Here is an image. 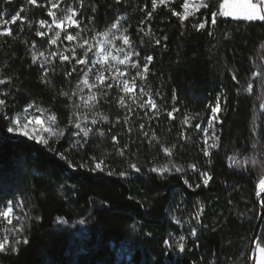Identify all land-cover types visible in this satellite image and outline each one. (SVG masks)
Segmentation results:
<instances>
[{
	"label": "trees",
	"instance_id": "obj_1",
	"mask_svg": "<svg viewBox=\"0 0 264 264\" xmlns=\"http://www.w3.org/2000/svg\"><path fill=\"white\" fill-rule=\"evenodd\" d=\"M222 2L206 0L207 9L181 24L170 9L182 11L183 0H170L148 19L151 0H121L120 4L116 0H59L57 14L75 8L84 35L110 32L111 25L119 22L140 52L141 66L146 55H153L147 78L137 77V90L143 87L152 94L159 115L149 111L145 116L146 110L127 100L122 107L115 86L96 88L92 93L85 87L81 92L78 85L87 68L51 57L49 36L35 35L40 19L51 22L44 7L49 0H37L39 6L28 0L11 4L0 0V11H6L7 18L21 7L26 17L23 31L18 21L12 25L13 37L0 38V79L6 80L0 85L6 109L0 111L15 118L25 109L39 108L36 111L45 122L51 123L48 117L54 114L53 127L65 131L58 142L50 140L55 149L50 152L26 138L7 134L8 121L0 119V208L12 199L14 214L23 219H13L7 230L24 225L22 233L14 234L0 224V240L4 232L10 237L6 251L0 252V264H249L250 243L260 215L256 191L264 177V108L260 107L264 103V22L218 17L212 26L211 11L218 10ZM205 16L208 27L196 31L192 25ZM67 31L75 34L77 29ZM82 54L77 48V55ZM41 64L49 68L46 77ZM66 72H72L71 76ZM248 83L253 84L251 91ZM218 93L222 104L218 119L223 121L216 125L219 146L205 157L202 133L195 124L206 125ZM91 94L97 102L87 104ZM174 107L180 110L174 113L175 119H169L167 112ZM96 113L107 116L108 122L89 123L93 131L87 144L79 148L68 137L69 131H76L69 121L77 115L81 119L86 115L90 121ZM165 147L171 156L164 153ZM56 153H63L77 166L94 156L103 159L108 169L104 173L73 172ZM233 156L242 163H235ZM133 163L140 167L139 173L131 168ZM172 163L185 173L162 177L149 171ZM121 171L126 173L124 178L119 176ZM202 171L213 176L209 187L189 189L184 180L194 188ZM201 207L198 224L193 217ZM57 217L65 222H58ZM187 217L193 218L197 228L195 239L190 236ZM180 235L186 237L185 251L168 250L164 240L175 243ZM19 236L28 237L29 243L16 245L18 251L13 252L14 239ZM260 237H264V221Z\"/></svg>",
	"mask_w": 264,
	"mask_h": 264
},
{
	"label": "snow or ice",
	"instance_id": "obj_2",
	"mask_svg": "<svg viewBox=\"0 0 264 264\" xmlns=\"http://www.w3.org/2000/svg\"><path fill=\"white\" fill-rule=\"evenodd\" d=\"M13 0H2L4 4H11ZM121 0H116L117 4H120ZM28 3L31 5H36L37 0H28ZM170 3V0H151V8L152 11H148L146 13V19L151 18L153 12L159 6L167 7ZM50 5V6H49ZM47 8L46 15L47 17L51 18V23H49L45 19L39 20V29L47 28L48 32L54 31V36H52L49 40L51 45H57L58 41L61 38V33H64L63 40L69 42L72 47L65 46L63 51H53L51 52V57L53 59L57 58L60 60L61 63L75 61L76 65H81L87 68V71H84L83 78L78 85L80 91H83V88H87L89 93H92L93 89L100 88V89H111L113 87V83L116 84L117 87L120 88V91L127 95L130 93H135L136 91V78L139 77L141 80H145L147 78V74L149 72V66L152 64L154 57L153 55H146L143 58V65L141 67V62L139 59L132 60V57L135 56L137 58L140 57V52L136 51L133 48L131 37L127 34V29L124 28L123 30L120 29L119 22L113 23L111 25V30H116L112 33L111 37H109V33H97L94 36L88 37L84 35V29L81 28V21L76 19L79 15V12L72 7H68L63 11L66 13L65 15L58 17L57 16V9L59 7V0H49V4L44 5ZM209 5L204 2V0H200L199 3L196 0H183L182 4V11H176L175 9H170L171 14L177 17L181 24L189 19V17L196 16L197 13H200L202 8L207 9ZM95 12V8L92 9ZM23 12V7H21L18 11L10 16V19L7 18L8 13L6 11H0V38H8L13 37L14 33L12 31V25L16 24L18 21L20 22L21 28L20 31H23V24L26 20V17L21 15ZM218 17H231L234 20H243L246 22H264V0H223L220 3L218 10L211 11V25L215 26L217 24ZM141 24L144 23V20L140 22ZM209 21L208 17L205 16L204 19L194 23L192 27L196 31H200L206 29L208 27ZM75 28L77 29L76 33L73 34L68 29ZM37 30L35 35L38 37H44L47 33L43 30ZM139 31L143 32V28L139 29ZM119 33V34H117ZM209 35H212L209 32ZM99 36L105 37L104 41H100L98 38ZM120 40L122 42V47H117L113 41ZM164 40H167V37H164ZM108 43L112 46V49L115 53L119 54L121 52L124 53L122 59H118V55H113L112 51H105L101 49L100 53L94 54L93 57L90 59L89 54L93 53V49L101 43ZM161 41L159 39L155 40V44L159 45ZM33 48H35V41L32 42ZM77 48L83 50L82 55H77ZM68 53V54H66ZM43 55V53H41ZM116 61L121 65H128L130 64L131 68L136 70L135 76L131 77V79L124 78L127 76V69L125 71H120L119 68L116 69L114 73L110 72V79L113 83H107L109 79L108 76H105L104 70H98L95 74V82L90 83L89 81V73L97 64L109 65L111 66L112 62ZM36 62L35 56L33 57V63ZM51 63V61H48ZM43 68L45 77L49 72V68ZM83 70V69H82ZM76 71L75 67L72 69V72ZM72 72H66V76H71ZM233 80H236V76H232ZM46 82V81H45ZM6 83L5 79H0V85H4ZM253 88L252 83H248L247 90L251 91ZM140 93L142 96H147V99L143 100L142 103L139 104V107L142 110H146L144 112L145 116L148 115L149 111H152L154 115H159L157 110V103L153 99L152 94L150 92H145L144 88H140ZM63 95L68 96V93H63ZM75 95V92H73ZM125 95H121L119 98V104L124 107L125 105ZM106 96V93H105ZM81 100L84 99L83 96L80 97ZM176 96L175 93L173 94V101H175ZM135 102V97H133ZM93 102H97V96L95 94H91L88 96L86 101L87 104H92ZM224 102L226 103V97ZM31 107V106H29ZM261 108H264V103L260 104ZM0 109H6V101L5 99L0 98ZM37 111H41L39 108L36 109ZM179 108H172L171 111L167 112V116L169 119H175L174 113L178 112ZM222 111V104H221V95L218 93L216 98V103L214 107L210 109V115L207 118L206 125L202 126L201 123L195 124V129L202 133V140H203V148L201 149L203 155L205 157H210L212 154V149H215L219 146L220 136L217 135L216 132V125L222 124L223 121L218 119L219 114ZM25 115L23 117L17 116L15 118L8 116L6 111H0V119H7L8 126L6 127V133L12 134L13 137H21L26 138L27 140L33 141L44 148H46L50 152H55V149L50 144V140L53 142H58L60 138L65 137L64 130H57L53 127L56 122V116L50 115L48 117L49 123L46 126L45 120L40 115H28V109L24 110ZM151 119V117H149ZM107 123L108 117L107 116H100L99 113L93 115L91 120L89 121L88 117L85 115L83 119L79 115L76 116L74 120H70L69 123L73 125L76 131H69L68 137L70 141L74 139L75 144L79 148H83L85 144L88 142L89 134L93 131L92 127L98 123ZM117 123H119V118H117ZM125 123H127V117L125 118ZM184 123L187 124L188 120L185 118ZM191 126V125H189ZM141 129H144V124L140 125ZM211 130V132H210ZM131 131V129H129ZM99 134L101 136L104 135L103 130H99ZM145 136L148 135L147 132L144 133ZM112 140L115 142L117 140L116 136H112ZM212 141L209 143V141ZM164 153L168 156L172 155V152L169 148L165 147L163 149ZM59 157V160L65 162L67 169L75 171L85 170L90 173H104L108 169V165L105 164L103 159H97L96 157H90L89 160H83L82 162L75 164L71 159H68L63 153H56ZM120 155H124L123 150H120ZM235 163L239 164L242 163L237 157L233 156L231 158ZM193 171H197V166L192 164L190 166ZM131 168L136 172L139 173L141 171L140 167H138L135 163L131 164ZM152 173H157L160 176L173 175V174H184L185 169L181 166L172 163L170 166L165 165L163 167L157 168L152 167L150 170ZM107 175H113L112 171H107ZM121 178L126 176V173L121 171L119 173ZM213 180V176L208 171L200 172V182L193 185L188 183L185 179L184 184L187 185L189 189H200L201 187L207 189L209 187L210 182ZM256 195L260 197V202H258L257 206L260 208H264V178L259 180ZM22 201L17 204V206L22 205ZM231 203V201H229ZM203 213V208L201 207L200 210L195 214L193 217L197 223H200V216ZM0 218H3L7 222L8 225L13 224V219L22 221V217L16 216L14 214V206L13 200L7 199L6 206L0 208ZM37 220L40 217H36ZM261 220H264V214L260 216ZM56 220L58 222H65L62 217H57ZM84 223V221H81ZM177 224H180L179 220H176ZM204 228H207V225H203ZM6 231H12L15 233H22L24 231L23 223L17 225L13 229H8ZM190 236L192 238L197 237V228L192 227L190 231ZM185 241L186 237L184 235H180L178 241L175 243L170 242L168 239L164 240V245L167 246L168 250H178L179 253H183L185 251ZM9 237L8 235H4L3 239L0 240V252H4L9 245ZM27 245L29 243L28 237L26 236H19L14 239L12 251L17 252L18 248L16 245L20 244ZM254 244V250L257 253L256 256V264H264V237H256L251 241ZM196 247H199V241H196Z\"/></svg>",
	"mask_w": 264,
	"mask_h": 264
},
{
	"label": "rangeland",
	"instance_id": "obj_3",
	"mask_svg": "<svg viewBox=\"0 0 264 264\" xmlns=\"http://www.w3.org/2000/svg\"><path fill=\"white\" fill-rule=\"evenodd\" d=\"M196 2L199 3L200 0H196ZM204 2H206V0H204ZM65 14H66V13H64V12H63V13H58L57 16H58V17H61V16L65 15ZM76 19H77V17H76ZM50 23H51V22H50ZM115 31H116V30H112V31L108 32V33H109V37H111L112 33L115 32ZM45 32L47 33V36H49V40H50V38H51L52 36H54V31H53V32H48L47 28H45ZM117 34H119V33H117ZM98 39H99L100 41H104V40H105V37H103V36H99ZM113 42H114V44H115L117 47H122V46H123V45H122V42H121L120 40H115V41H113ZM50 46H52L53 51H63V49H64L65 46L72 47V45L69 44V42L63 40L62 35H61V38H60V40L58 41L57 45H51V44H50ZM101 49H103V50H105V51H112V52H113V55H118V59H122L123 56H124V53H123V52H121V53H119V54L115 53V52L113 51V49H112V46H111L110 44L104 42V43L98 44V46H97L96 48L93 49V53H90V54H89L90 59L93 57L94 54H98V53H100ZM82 51H83V50H82ZM66 54H67V53H66ZM136 59H138V58L135 57V56L132 57V60H133V61L136 60ZM141 67H142V66H141ZM117 68H119L120 71H125V69H127V76L124 77V78L131 79V77L135 76L136 70L133 69V68H131L130 64H128V65H121V64H119L118 62L113 61L112 64H111V66H109V65H103V64H97V65L92 69V71L89 73V81H90V83H94V82H95V74L97 73L98 70H104V74H105V76H108V77H109V79L107 80V83H113V81L110 79V72H111V73H114V72L116 71ZM86 71H87V70H86ZM113 86H115V87L118 89V91H119V95H120V96H121V95H125V94H123V93L120 91V88L117 87L115 83H113ZM137 86H138V80H137V78H136V91H135V93H130V94L125 95V100H127L128 103H131L132 106L134 105L135 108H140V107H139V104L142 103L143 100L147 99V96H142L141 93H140V90H139V91L137 90ZM133 97H135V102H134V100H133ZM27 114H28V115H39L38 112H37L36 110L31 109V108H30V109L28 108V113H27ZM24 115H25V112L22 113V115H21L20 117H23ZM40 116H41V115H40ZM45 123H46V126L49 124V122H45ZM210 132H211V130H210ZM211 142H212V141L210 140L209 143H211ZM173 216H174V215H173ZM176 219L179 220V217L176 216ZM0 221H1L0 224H2V225L6 228V230H7V228H9L7 222H6L5 220H3V218H0ZM186 222H187V225H188L190 228L194 227V224H193V218H191V217H187ZM4 235H8L7 232H4V233L1 234V237H2L1 240L3 239ZM8 237H9V235H8ZM9 241H10V237H9ZM256 256H257V253H256ZM205 264H207V263H205ZM255 264H256V263H255Z\"/></svg>",
	"mask_w": 264,
	"mask_h": 264
},
{
	"label": "water",
	"instance_id": "obj_4",
	"mask_svg": "<svg viewBox=\"0 0 264 264\" xmlns=\"http://www.w3.org/2000/svg\"><path fill=\"white\" fill-rule=\"evenodd\" d=\"M256 199H257V202H260V197H258L256 195ZM260 208V207H259ZM264 214V208H260V215H259V218H258V221H257V224H256V227H255V230L253 232V236H252V239H255L256 237H260V233H261V229H262V225H263V221L264 220H261L260 219V216ZM256 252L254 250V244L253 243H250V248H249V264H255L256 263Z\"/></svg>",
	"mask_w": 264,
	"mask_h": 264
},
{
	"label": "bare ground",
	"instance_id": "obj_5",
	"mask_svg": "<svg viewBox=\"0 0 264 264\" xmlns=\"http://www.w3.org/2000/svg\"><path fill=\"white\" fill-rule=\"evenodd\" d=\"M264 178V177H263Z\"/></svg>",
	"mask_w": 264,
	"mask_h": 264
}]
</instances>
